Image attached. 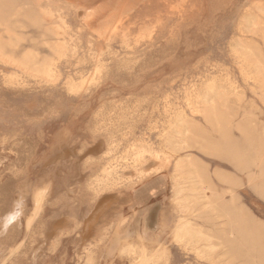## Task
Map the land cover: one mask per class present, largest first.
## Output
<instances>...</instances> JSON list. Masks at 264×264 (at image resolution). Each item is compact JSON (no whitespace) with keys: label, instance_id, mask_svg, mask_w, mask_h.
<instances>
[{"label":"rangeland","instance_id":"obj_1","mask_svg":"<svg viewBox=\"0 0 264 264\" xmlns=\"http://www.w3.org/2000/svg\"><path fill=\"white\" fill-rule=\"evenodd\" d=\"M39 1L0 0V264H264V0Z\"/></svg>","mask_w":264,"mask_h":264},{"label":"bare ground","instance_id":"obj_2","mask_svg":"<svg viewBox=\"0 0 264 264\" xmlns=\"http://www.w3.org/2000/svg\"><path fill=\"white\" fill-rule=\"evenodd\" d=\"M70 1V0H69ZM73 1V0H72ZM83 1H85V0H83ZM87 1V0H86ZM98 1V0H97ZM120 1V0H119ZM185 1V0H184ZM80 2H82V0L80 1ZM89 2V1H88ZM138 2V1H137ZM39 3H41V0L39 1ZM83 3V2H82ZM120 3L121 2H119V5H120ZM176 3V2H175ZM84 4V3H83ZM86 4V3H85ZM189 4V3H188ZM39 5V4H38ZM166 6V5H165ZM76 7V6H75ZM124 8V7H123ZM173 8V7H172ZM257 8V7H256ZM40 9V8H39ZM40 10H42V9H40ZM258 10V9H257ZM89 12V11H88ZM181 15V14H180ZM251 15V14H250ZM109 16V15H108ZM112 16V15H111ZM60 18V17H59ZM189 18V17H188ZM86 19V18H85ZM118 19H119V17H118ZM122 19V18H121ZM119 21V20H118ZM135 23V22H134ZM62 24H63V22H62ZM91 24V23H90ZM92 25V24H91ZM118 25V24H117ZM120 25V24H119ZM65 28H66V26H65ZM92 30V29H91ZM92 31H94V30H92ZM63 33V32H62ZM146 33V32H145ZM61 34V33H60ZM110 34H111V32H110ZM116 34V33H115ZM102 37V36H101ZM140 157V156H139ZM157 160V159H156ZM108 173V172H107ZM138 173V172H137ZM140 173V172H139ZM151 173V172H150ZM111 175V174H110Z\"/></svg>","mask_w":264,"mask_h":264}]
</instances>
